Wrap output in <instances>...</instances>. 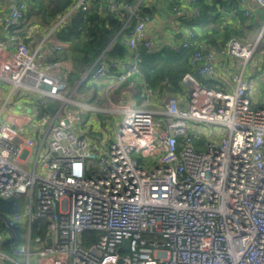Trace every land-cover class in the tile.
Listing matches in <instances>:
<instances>
[{"label":"built area","instance_id":"1","mask_svg":"<svg viewBox=\"0 0 264 264\" xmlns=\"http://www.w3.org/2000/svg\"><path fill=\"white\" fill-rule=\"evenodd\" d=\"M237 1L250 18V0ZM251 1L264 10V0ZM88 2L76 0L32 48L22 40L9 49L0 47V81L11 84V93L31 92L42 103L49 98L72 102L62 95L67 88L63 77L51 74L37 56L43 49L51 55L68 47L56 32L73 13L86 10ZM106 7L128 12L119 30L126 53L111 60L100 54L84 76L105 82L110 92L137 73L140 49L150 53L161 47L146 31L152 16L139 11L138 4L107 0ZM23 14L24 5L12 0L3 31L16 27ZM256 41L227 40L226 51L235 58L228 77L219 73L212 53L196 47L189 58L192 71L180 80L182 93L168 95L161 107L110 96L101 104L105 107L76 101L74 107H59L44 128L38 124L20 130L1 120L3 104L0 198L24 194L27 202L6 221L25 229L26 241L16 247L23 261L3 251L7 237L1 232L0 261L264 264V101L253 105L245 71ZM195 43L196 34L188 29L167 46L179 53ZM97 114L112 117L109 125L118 122L114 136L89 132L97 131ZM195 137L204 138L199 147ZM38 221L44 232L31 238ZM84 232H97L96 240L84 243Z\"/></svg>","mask_w":264,"mask_h":264},{"label":"crops","instance_id":"2","mask_svg":"<svg viewBox=\"0 0 264 264\" xmlns=\"http://www.w3.org/2000/svg\"><path fill=\"white\" fill-rule=\"evenodd\" d=\"M11 1L12 0H0V47L4 45L6 49H9L14 41L22 40L32 48L34 43L45 34L50 26L30 23L27 28L24 29L18 24L7 32L3 31L1 23L4 16H6L10 10ZM207 1L212 5L215 4L217 12L220 13L218 28H216V32L213 30L211 31L210 28H204L205 31L203 30L204 32H202L203 38L199 39V46L202 47L204 51L213 54L214 64L217 70L223 77H228V69L235 64V58L229 55L226 51L227 40L230 37L239 38L244 41L256 39L255 36L257 35L255 34L264 21V10L257 7L250 0L249 3L253 12L251 17L247 19L243 16L242 7L237 0ZM132 2L138 4V7L141 3V7L143 5V8L149 10V15L152 16V21L146 26V31L152 36L154 45L158 48L167 46L170 41L181 39L189 28L188 22L186 24V21L182 20L180 16L184 13L185 16L182 18L189 19L191 17L192 12L190 7L188 8L190 0H133ZM25 5L28 7L29 5H33V3L31 0H27L25 1ZM37 5L38 4H36V6ZM231 6H236V9L231 8ZM138 10L142 11L140 7ZM30 11L32 14H35L38 10L37 8H31ZM195 16L196 13L194 12V17ZM210 25L211 24H209V26ZM261 47L262 50L258 53L262 54V61L260 62L257 59H254L255 56L253 55L245 68L250 83L248 96L255 107H260L263 104H258L256 102L258 93L257 81L260 77L264 76V73L261 72L258 67L259 64H264V47L263 45ZM58 53L50 55L45 49H43V51L37 56V60L39 64L44 66L51 74L63 77L69 64L66 60L56 59ZM84 75L81 80L85 78ZM253 75H255V77H253ZM212 82L213 86H215V82ZM11 89V84L0 81V107L3 104L5 107L1 120L18 125L20 130H22L23 127H27V125L30 128H33L34 126L38 128V124H41L40 127L44 128L46 126V121L53 117L59 107H74L76 101L88 100L89 102L101 105L106 101L107 97L110 96L117 102H125L131 105H143V102L146 100L147 102H150L152 106L161 107L160 105L164 103V99L168 95H180L182 93V89L178 94H170L164 89L158 88L152 90L145 88L139 76L134 74L133 79L130 78V80L126 81V83L122 84L118 89H114L110 92L106 90V85L103 81L89 82V86L84 90L82 89L80 92H76L75 88L68 87L62 91V95L65 97H71L69 99L72 100V102H66L63 104L59 99L50 98L57 101V104L54 106L56 107L55 110L51 112L46 109L44 113L39 114V105L42 104V107L47 108V103H42L40 98L32 95L31 92L24 91L23 93H17V91L16 93H11ZM151 105L149 104L147 106ZM97 117L99 121L102 120L100 119V116L97 115ZM94 127H97L96 124H94ZM23 163L26 164L25 162ZM19 258L23 257L21 255L12 257L13 260L22 262L23 260H20Z\"/></svg>","mask_w":264,"mask_h":264},{"label":"trees","instance_id":"3","mask_svg":"<svg viewBox=\"0 0 264 264\" xmlns=\"http://www.w3.org/2000/svg\"><path fill=\"white\" fill-rule=\"evenodd\" d=\"M18 1L25 5L27 0ZM75 1L31 0L33 5H29V8L26 5L24 6L23 18L19 25L24 29L30 23L50 26ZM125 1L132 2L133 0ZM36 4L38 5L36 6ZM106 5L107 0H89L86 10H78L73 13L69 21L56 32V37L59 40L68 42V48L60 51L56 59L68 62L69 66L64 72L63 79L67 88H75L76 92L86 89L89 82L92 83L88 75L83 80L81 79L88 69L95 66V61L100 54L103 53L104 59L111 60L122 58L126 53V47L123 43L125 35L123 31L119 32V30L123 18L128 15V12L121 9V13H115L108 10ZM139 7L142 10L141 12L149 14V10L143 8V5L141 7V3ZM189 7L192 12L191 17L189 19L182 18L185 16L182 13L180 18L186 21V24L188 22V29L195 32V45H191L179 53L172 51L168 46H163L159 51L150 53L140 49L136 76H139L145 88L152 90L164 89L170 94L180 93V80L186 72L192 71L189 58L195 48L200 47L199 39L203 38L204 28H210L211 31L216 32L220 13L217 12L215 4L212 5L207 0H193L189 2ZM31 8H37V13L32 14ZM231 8L236 9V6H231ZM195 10L198 12L194 17ZM209 24L211 25L209 26ZM199 80L202 84L213 86L211 80ZM44 103H47V108L42 107V104L39 105V114L44 113L46 109L53 112L57 101L49 98ZM99 116L103 117L102 115ZM203 139V137H195L194 146L199 147ZM26 202L27 198L24 194L9 199L0 198V232L7 237L2 244V249L12 257L19 256L16 247L25 243L26 235L23 227H9L6 221L10 215L22 211ZM38 224H40V230H38ZM43 232V222H33L30 233L31 238ZM86 233L84 232L83 235H86ZM89 233L88 236H84L88 237L84 241L86 244L95 241L97 238V232Z\"/></svg>","mask_w":264,"mask_h":264},{"label":"rangeland","instance_id":"4","mask_svg":"<svg viewBox=\"0 0 264 264\" xmlns=\"http://www.w3.org/2000/svg\"><path fill=\"white\" fill-rule=\"evenodd\" d=\"M262 26V25H261ZM260 30H261V27L258 29V31H257V33L255 34V35H257V36H255V38H257V41H256V48H255V52H254V56H255V58L254 59H257L258 61H262V54H259L258 52H260L261 50H262V45H263V43H264V32L262 31V32H260ZM261 48V49H260ZM260 49V50H259ZM263 56H264V54H263ZM258 67L260 68V67H262V65L261 64H259L258 65ZM264 77V76H263ZM263 77H260V79L257 81V87H258V93H257V103L258 104H261V103H263V97H264V80H263ZM133 79V78H132ZM71 98V97H70ZM256 103V104H257ZM134 105V104H133ZM99 107H105L104 105L102 106V105H100ZM98 115V114H97ZM99 116V115H98ZM98 119V118H97ZM100 119H102L101 121H100V123L98 124H96V126H97V129L99 130H97V131H89L93 136L94 135H98V136H102V135H104V134H106L107 132H109L112 136H114L115 135V130H116V127H117V124H118V122H117V124L116 125H109L111 122L110 121H112L111 119H112V117H109V115L108 116H104L103 115V117H100ZM110 122V123H109ZM91 130V129H90ZM95 137V136H94ZM33 207H35V202H33ZM90 233L89 232H87L86 233V235L88 236ZM85 235V236H86ZM20 260H23V258H19ZM6 263L7 264H12L11 262H8V261H6Z\"/></svg>","mask_w":264,"mask_h":264},{"label":"water","instance_id":"5","mask_svg":"<svg viewBox=\"0 0 264 264\" xmlns=\"http://www.w3.org/2000/svg\"><path fill=\"white\" fill-rule=\"evenodd\" d=\"M89 70H90V69H89ZM0 264H6V263L0 261ZM116 264H119V262H117Z\"/></svg>","mask_w":264,"mask_h":264}]
</instances>
